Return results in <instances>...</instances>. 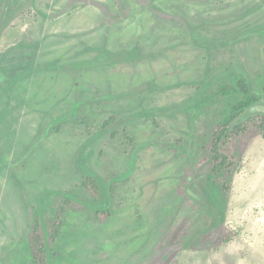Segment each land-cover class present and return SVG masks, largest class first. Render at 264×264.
<instances>
[{
	"label": "rangeland",
	"instance_id": "374dc122",
	"mask_svg": "<svg viewBox=\"0 0 264 264\" xmlns=\"http://www.w3.org/2000/svg\"><path fill=\"white\" fill-rule=\"evenodd\" d=\"M135 48L153 55L104 50ZM235 61L264 74V0H0V264L33 263L41 208L64 219L57 264H264V134L221 204L203 148L227 100L211 89L193 126L178 110Z\"/></svg>",
	"mask_w": 264,
	"mask_h": 264
},
{
	"label": "trees",
	"instance_id": "16d2710c",
	"mask_svg": "<svg viewBox=\"0 0 264 264\" xmlns=\"http://www.w3.org/2000/svg\"><path fill=\"white\" fill-rule=\"evenodd\" d=\"M261 28H254L248 33H262ZM102 50V48H101ZM109 53V58L114 62L121 60H141L153 54H142L135 48L131 51L116 56V53L104 49ZM116 56V58H115ZM73 65L82 66V63L75 62ZM68 68V64H62ZM55 64L50 62L43 68L54 69ZM196 93L178 110L188 112L191 118V125L204 112L207 102L211 99L209 91L215 88L212 97H224L227 104L223 110L222 118L214 125L208 142L203 148L204 157L210 164V175L214 196L221 203L227 200L233 187L235 174L241 157L244 153V141L253 131H262L264 134V115L260 113L247 116V109L255 103L264 101V74L254 77L241 62H226L215 67L208 65L202 80L197 83ZM72 117L75 115L71 114ZM67 116V115H66ZM90 129V128H88ZM89 132H91L89 130ZM89 156L81 155L78 159V170L84 174L83 186L94 196L100 194L102 179L89 166ZM1 161V159H0ZM109 183L104 181L103 189L106 196L109 194ZM68 202L73 200L68 198ZM98 210L93 211L95 217L103 211L104 216L111 212L110 202L104 205H95ZM93 207V208H94ZM104 209V210H103ZM224 212V208H222ZM64 225V219L58 214L54 219L48 221L43 208L37 211L32 230V264H57L59 261L58 252L53 244L59 237Z\"/></svg>",
	"mask_w": 264,
	"mask_h": 264
},
{
	"label": "water",
	"instance_id": "95a60500",
	"mask_svg": "<svg viewBox=\"0 0 264 264\" xmlns=\"http://www.w3.org/2000/svg\"><path fill=\"white\" fill-rule=\"evenodd\" d=\"M256 113H260L264 115V101L255 103L250 108H248L246 115L249 116V115L256 114Z\"/></svg>",
	"mask_w": 264,
	"mask_h": 264
}]
</instances>
